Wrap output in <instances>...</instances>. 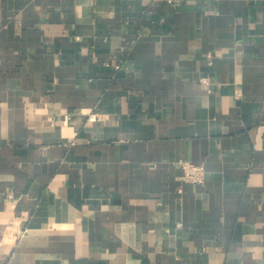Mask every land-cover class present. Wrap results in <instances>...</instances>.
<instances>
[{
	"label": "crops",
	"instance_id": "obj_1",
	"mask_svg": "<svg viewBox=\"0 0 264 264\" xmlns=\"http://www.w3.org/2000/svg\"><path fill=\"white\" fill-rule=\"evenodd\" d=\"M0 264H264V0H0Z\"/></svg>",
	"mask_w": 264,
	"mask_h": 264
},
{
	"label": "built area",
	"instance_id": "obj_2",
	"mask_svg": "<svg viewBox=\"0 0 264 264\" xmlns=\"http://www.w3.org/2000/svg\"><path fill=\"white\" fill-rule=\"evenodd\" d=\"M203 80L207 81L208 78H203ZM93 116H90V118ZM182 169L184 178L187 181L199 183L205 179L206 169L202 163H194L191 161H184L182 163Z\"/></svg>",
	"mask_w": 264,
	"mask_h": 264
}]
</instances>
